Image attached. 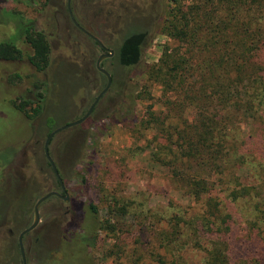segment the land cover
<instances>
[{"label":"trees","instance_id":"trees-1","mask_svg":"<svg viewBox=\"0 0 264 264\" xmlns=\"http://www.w3.org/2000/svg\"><path fill=\"white\" fill-rule=\"evenodd\" d=\"M163 10V14L151 12L144 18L138 15L139 29L123 34L115 44L113 41L114 56L102 63L103 68L106 63L115 68L108 71L112 87L92 114L105 104L113 105L112 112L99 120L87 137L75 131L78 142L70 153L61 151L60 158L65 159L66 170L70 171V164H79L83 152L96 150L100 138L116 126L140 128L136 107L139 101L152 97L151 84L138 81L146 75L164 93L163 110L151 112L150 119L144 122L163 140L159 150L152 151V158L169 169L176 189L185 192L198 206L194 214L193 208L184 207V215L176 213L168 219L156 216V230L150 231L157 263L179 264L178 247L191 246L204 252L200 264H234L230 255L237 233L234 213L240 214L243 203L247 234L236 239L242 255L239 264H264V0H166ZM5 15L25 23H16L10 38L0 42V65L25 57L26 52L18 45L24 40L32 50L27 55L31 65L37 72L47 73L52 66V49L44 32L18 13ZM105 15L107 18L108 12ZM74 28L81 31L75 25ZM152 32L165 35L178 45L165 47L161 60L147 66L143 56ZM95 36L101 40L100 35ZM58 72L52 79L36 81L35 98H30L16 96L14 90L5 93L8 76L0 68V103L2 110L7 111V128L0 127V226L9 217L21 225L29 213V207L18 212L13 203L26 199L30 204L28 197L35 182L28 178L22 160L30 150L33 122L40 121L37 135L41 136L38 132L44 128L46 132L41 137L46 140L59 128L55 127L52 113L55 104L47 101L54 95ZM20 79L19 73L9 77L12 84ZM180 148H184V156ZM44 158L54 175L52 185L59 189L45 146ZM57 167L64 178L61 166ZM85 183L86 180L82 184ZM74 202L68 207L61 203L60 208L65 211L59 221L63 220V225L36 231L27 247L28 263L96 264L93 250L100 232H114L116 228L103 224L92 199ZM28 226L29 222L22 231ZM140 231H144L143 226Z\"/></svg>","mask_w":264,"mask_h":264},{"label":"rangeland","instance_id":"rangeland-1","mask_svg":"<svg viewBox=\"0 0 264 264\" xmlns=\"http://www.w3.org/2000/svg\"><path fill=\"white\" fill-rule=\"evenodd\" d=\"M0 1V42L10 38L16 23H25L5 15L18 13L24 20L34 22L37 30L44 32L52 49L51 69L47 73H39L29 62L27 55L32 54L29 45L24 40L18 42L19 47L26 52L25 57L0 65L8 76L5 79V93L14 90L16 96L35 98L33 84L46 78L52 79L53 74L59 71L54 79V95L47 98L49 103L55 104L52 108L55 127L84 117L107 84L97 70L95 62L104 52L100 46L93 45L85 33L76 32L67 13L68 0ZM164 1L166 0H72V7L79 24L91 33L100 35L104 46L113 49V41L115 44L117 40L122 39L123 34L139 29V16L144 18L151 12L163 14ZM98 10L102 13L97 14ZM107 12L109 16L106 18ZM177 45L167 36L152 32L150 44L144 51L143 63L147 66L158 63L165 47L175 48ZM104 68L107 71L115 70L107 63ZM15 73H19L22 79L12 84L9 77ZM29 77L33 81L28 79ZM138 81L142 85L151 84L152 93L150 99L139 101L136 107L142 124L140 128L129 125L116 126L100 138L96 150L92 148L83 152L84 157L80 163L70 164V171H67L65 159L60 158L61 151L69 152L78 142L79 134L75 131L79 130L78 132L87 137L94 125H98L99 120L112 112L113 105L105 104L83 124L56 135L50 146L51 156L55 163L61 166L63 180L74 203L92 199L99 208L103 224L116 228L114 232L105 229L100 232L98 245L93 250L96 264H159L152 254V245H155V242L151 239L153 233L150 231L156 230L153 227L156 216L168 219L176 213L184 215V207L193 208V214L198 211L197 203L173 185L169 169L155 163L152 158V151H158L163 140L157 136L154 129L147 128L144 122L150 119L151 112L163 110L164 93L162 87L149 81L146 75ZM2 106L0 103V110ZM6 112L0 113V127L4 130L7 128ZM39 122L34 121L32 124L30 150L22 160L28 178L35 182L28 197L30 204L26 199L13 203L14 207L19 208L18 212L27 211L28 207L30 210L24 215V220L20 221L21 225L9 217L8 222L0 226V264H23L18 236L27 222H33L34 206L38 199L54 190V175L44 158L46 139L41 137L46 131L42 128L38 132L41 136L37 135ZM85 140L82 142L85 143ZM179 151L181 156L186 154L184 148ZM84 180L87 184H82ZM13 198L14 195L10 197ZM55 202L56 200L51 199L42 205L40 226L46 225L57 216L58 211L56 213L53 208ZM245 207V204L241 203L240 214L234 213L237 233L230 254L234 264H239L242 257L236 239L239 235L247 234ZM141 226L143 232L140 231ZM10 231H13V234ZM35 233L36 231L29 238ZM176 254L179 264H200L204 259V252L191 246H179Z\"/></svg>","mask_w":264,"mask_h":264},{"label":"water","instance_id":"water-1","mask_svg":"<svg viewBox=\"0 0 264 264\" xmlns=\"http://www.w3.org/2000/svg\"><path fill=\"white\" fill-rule=\"evenodd\" d=\"M68 10H69V15L71 17V20L73 22V24L80 29L83 33H85L87 36H89L91 39H93L94 41H96L106 52L107 54H103L101 55L98 60H97V64L96 67L97 69L106 76L108 82L106 87L104 88V90L98 95V97L96 98L95 102L93 103V105L89 108L88 112L85 114L84 117H82L79 120H75L71 123H68L64 126H61L57 129H55L47 138L46 143H45V154L47 156V159L49 161V163L51 164V166L53 167L54 173L56 175V177L58 178V181L60 182L61 186H62V190L64 193H67V189L65 187L64 181L59 173L58 167L56 166L53 158L50 156V143L52 141V139L60 134L61 132L79 126L81 124H83L84 122H86L92 115L95 107L98 105V103L101 101V99L103 98V96L111 89L112 87V83H113V79L111 74L102 67V63L105 59L112 57L114 55V51L112 49H109L107 47H105L103 45V43L99 40V38H97L95 35H93L91 32H89L88 30H86L85 28H83L79 22L76 19V16L74 14L73 8H72V0H68ZM69 195V194H67ZM52 197H58V198H64L63 195H61L60 193L53 191V192H49L46 195L42 196L41 198L38 199V201L36 202L35 206H34V221L32 223V225L30 227H28L27 229H25L24 231H22L19 235V246H20V251H21V255H22V261L23 264H28L27 261V254H26V249L24 246V237L31 233L32 231H34L41 223V212H40V208L43 205V203H45L48 199L52 198ZM66 200H69V196L65 197Z\"/></svg>","mask_w":264,"mask_h":264},{"label":"flooded vegetation","instance_id":"flooded-vegetation-1","mask_svg":"<svg viewBox=\"0 0 264 264\" xmlns=\"http://www.w3.org/2000/svg\"><path fill=\"white\" fill-rule=\"evenodd\" d=\"M80 30V29H79ZM90 32V31H89ZM101 41V40H100ZM104 45V44H103ZM100 46V45H99ZM101 47V46H100ZM102 48V47H101ZM110 49V48H109ZM102 50H103V52H104V54H107V52L102 48ZM114 56V55H113ZM112 56V57H113ZM112 57H109V58H107V59H111ZM107 59H105V60H107ZM104 60V61H105ZM103 61V62H104ZM101 73V72H100ZM49 162V161H48ZM55 162V161H54ZM56 164V163H55ZM51 165V164H50ZM56 166H57V164H56ZM52 167V166H51ZM52 169H53V167H52ZM54 171V170H53ZM55 174V173H54ZM56 176V175H55ZM57 178V177H56ZM63 179V178H62ZM57 180H58V178H57ZM64 181V180H63ZM64 184H65V187H66V189H67V186H66V183L64 182ZM59 186H60V188L59 189H57V188H54V190L53 191H56V192H58V193H60L61 195H63L64 196V198H58V197H52V198H50V199H48V200H51V199H53V200H56V202H55V205L53 206V208L55 209L54 211H56V213H57V211H58V214H57V216L56 217H53V219L51 220V221H49L46 225H42V226H38L34 231H32L31 233H29V234H27L25 237H24V246H25V249H27V247H28V242L30 243V240H31V238L32 237H35L36 236V233L34 234V236H32V237H30L29 238V236H31L32 234H33V232H35V231H37L38 229H40V228H42V227H46V226H49V227H51L52 229L54 228L55 229V227H56V229L57 228H59L61 225H63L62 223H63V220H61V221H59V219H60V215L62 214V213H64V211L65 210H61V206H62V204H63V206H69L73 201H72V198H71V196H70V193L68 192V189H67V193H64L63 192V190H62V186H61V184H60V182H59ZM53 191H51V192H53ZM67 194H69V195H67ZM67 196H69V200L67 201L66 200V198L65 197H67ZM62 203V204H61ZM44 204V203H43ZM42 207V206H41ZM41 209V208H40ZM69 212V211H68ZM34 221V220H33ZM59 221V222H58ZM33 223V222H32ZM32 223L30 224V226L32 225ZM24 224V223H23ZM30 226H28V227H30ZM27 227V228H28ZM26 228V229H27ZM25 230V229H24ZM23 230V231H24ZM11 232V234H13V231H10ZM22 232V231H21ZM20 232V233H21ZM20 235V234H19ZM29 239V241H28V239ZM36 241H38V239L36 240ZM27 243V244H26ZM18 244H19V236H18ZM19 249H20V246H19ZM21 252V251H20ZM26 254H27V251H26ZM21 257H22V255H21ZM27 261H28V259H27ZM23 262V261H22Z\"/></svg>","mask_w":264,"mask_h":264}]
</instances>
